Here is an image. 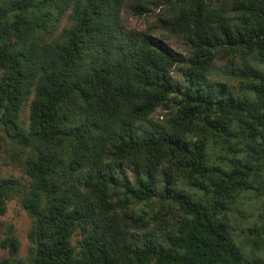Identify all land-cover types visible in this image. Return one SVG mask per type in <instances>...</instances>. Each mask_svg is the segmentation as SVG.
Segmentation results:
<instances>
[{
  "label": "trees",
  "instance_id": "trees-1",
  "mask_svg": "<svg viewBox=\"0 0 264 264\" xmlns=\"http://www.w3.org/2000/svg\"><path fill=\"white\" fill-rule=\"evenodd\" d=\"M14 199L0 264H264V0H0Z\"/></svg>",
  "mask_w": 264,
  "mask_h": 264
},
{
  "label": "rangeland",
  "instance_id": "rangeland-1",
  "mask_svg": "<svg viewBox=\"0 0 264 264\" xmlns=\"http://www.w3.org/2000/svg\"><path fill=\"white\" fill-rule=\"evenodd\" d=\"M123 25L130 29L136 28L139 30H149L153 35L163 40L172 49L181 52V41L178 38L167 35L163 32L154 17H138L133 16L129 12H122ZM5 173H10L9 169L4 167ZM14 174H18L19 171L16 169L12 171ZM9 226H12L15 236L20 242V248L18 257L25 258L27 255L28 241H27V230L29 227V218L26 213L21 209L17 200H11L8 202L7 211L5 214L0 215V237H4V233L8 230ZM7 252L0 249V258L6 257Z\"/></svg>",
  "mask_w": 264,
  "mask_h": 264
}]
</instances>
